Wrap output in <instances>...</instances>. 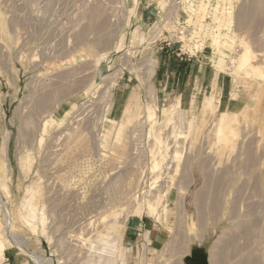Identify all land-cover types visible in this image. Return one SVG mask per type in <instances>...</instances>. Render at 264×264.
<instances>
[{
	"label": "rangeland",
	"instance_id": "1",
	"mask_svg": "<svg viewBox=\"0 0 264 264\" xmlns=\"http://www.w3.org/2000/svg\"><path fill=\"white\" fill-rule=\"evenodd\" d=\"M0 182V264H264V0H0Z\"/></svg>",
	"mask_w": 264,
	"mask_h": 264
},
{
	"label": "bare ground",
	"instance_id": "2",
	"mask_svg": "<svg viewBox=\"0 0 264 264\" xmlns=\"http://www.w3.org/2000/svg\"><path fill=\"white\" fill-rule=\"evenodd\" d=\"M254 1H256V0H254ZM257 1H259L260 2V0H257ZM253 3H256V2H253ZM258 3V2H257ZM202 5V4H201ZM254 5V4H253ZM255 5H257V4H255ZM261 5V4H260ZM201 7V6H200ZM257 8L256 9H258V8H260L259 6H256ZM224 10V9H223ZM252 11H253V9H252ZM258 11V10H257ZM198 12V11H197ZM204 13V12H203ZM203 16V15H202ZM223 16V15H222ZM227 16V15H226ZM201 19V18H200ZM219 27V26H218ZM227 35V34H226ZM229 36V35H228ZM227 36V37H228ZM217 37V36H216ZM222 37V36H221ZM217 39V38H216ZM216 43V42H215ZM223 44H225V43H223ZM244 44V43H243ZM216 45V44H215ZM220 45V44H219ZM242 45V44H241ZM224 46V45H223ZM217 48V47H216ZM249 52H250V47L248 46V45H246V44H244L243 45V47H242V53L240 54V56H239V60H238V67L240 68V69H243V68H245L246 67V65H247V63H248V60H249ZM256 56H258V55H256ZM252 61V60H251ZM254 64V63H253ZM256 68L257 67H254V66H251V68H249V69H252V72H254V73H256L257 71H255L256 70ZM249 69H247L245 72H246V74L250 71L251 72V70H249ZM256 74H258V73H256ZM249 77V76H248ZM255 77V76H254ZM210 102V101H209ZM156 109L155 108H153V110L151 111L153 114H154V116H156ZM175 113H176V110H175ZM149 114L151 115V113L149 112ZM177 114V113H176ZM152 116V115H151ZM225 121L226 120V118H224V116H223V118L220 120V122H222V121ZM153 122V121H152ZM223 130V128L221 127V124L219 123V133L221 134V131ZM160 155V154H159ZM158 155V153L156 154L155 152L153 153V160H154V162H153V166H152V168L153 169H156V168H158V162L156 161V159H155V157L156 156H159ZM161 157V156H160ZM2 193H4V195H6V196H8L9 195V190H8V187L4 184V183H1L0 182V215H1V217H3V219H4V222L6 223V225L5 226H7V228H11L10 226V220H9V217H8V213H7V211H6V209H5V206H4V202L2 201V199H1V194ZM2 219V218H1ZM0 225H1V223H0ZM9 230V229H8ZM4 249H5V245H4V239H2L1 238V236H0V263H1V261H2V259H3V252H4Z\"/></svg>",
	"mask_w": 264,
	"mask_h": 264
},
{
	"label": "crops",
	"instance_id": "3",
	"mask_svg": "<svg viewBox=\"0 0 264 264\" xmlns=\"http://www.w3.org/2000/svg\"><path fill=\"white\" fill-rule=\"evenodd\" d=\"M183 66H187V65H178V64H175L173 66V69L177 67V81L181 80V83L183 80H185L187 78V76L189 74L192 73V68H190V65H188V68L184 69ZM3 264V263H2Z\"/></svg>",
	"mask_w": 264,
	"mask_h": 264
},
{
	"label": "water",
	"instance_id": "4",
	"mask_svg": "<svg viewBox=\"0 0 264 264\" xmlns=\"http://www.w3.org/2000/svg\"><path fill=\"white\" fill-rule=\"evenodd\" d=\"M197 250L195 251H191L190 253V257H187L186 260H185V264H189V262L192 261L194 255L196 254ZM200 264H207V260L205 259V257H201L200 256V261H199Z\"/></svg>",
	"mask_w": 264,
	"mask_h": 264
},
{
	"label": "flooded vegetation",
	"instance_id": "5",
	"mask_svg": "<svg viewBox=\"0 0 264 264\" xmlns=\"http://www.w3.org/2000/svg\"><path fill=\"white\" fill-rule=\"evenodd\" d=\"M199 261H200V256L198 254H195L192 261L189 262V264H200Z\"/></svg>",
	"mask_w": 264,
	"mask_h": 264
}]
</instances>
